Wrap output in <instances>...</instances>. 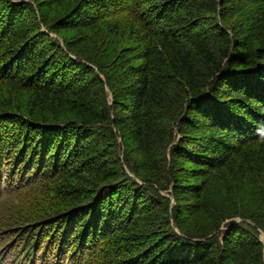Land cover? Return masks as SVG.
Wrapping results in <instances>:
<instances>
[{
  "label": "trees",
  "instance_id": "trees-1",
  "mask_svg": "<svg viewBox=\"0 0 264 264\" xmlns=\"http://www.w3.org/2000/svg\"><path fill=\"white\" fill-rule=\"evenodd\" d=\"M0 225L46 230L0 264H264V0H0Z\"/></svg>",
  "mask_w": 264,
  "mask_h": 264
},
{
  "label": "rangeland",
  "instance_id": "rangeland-1",
  "mask_svg": "<svg viewBox=\"0 0 264 264\" xmlns=\"http://www.w3.org/2000/svg\"><path fill=\"white\" fill-rule=\"evenodd\" d=\"M41 30L45 31V32L48 31L46 28H42ZM51 35L56 36V34H54L53 32L51 33ZM180 138H181V136L179 135L177 140H179ZM16 195H17V193L11 194L9 196V199H13L14 201H17V203H18L20 201V198L18 196L16 197ZM173 200H174V197H173ZM21 201H24V200L22 199ZM228 220H226V221H228ZM225 222L222 224V228L228 227V226H226L227 224ZM41 229L39 230L40 234H39V231L36 230V227L35 228L30 227V228H26V229H20V228L8 229L5 232H3L2 226L0 225V253L4 252L6 254H10L7 250H9L11 247H14V250L16 252H21V251L24 252L25 247L27 245L33 244L34 239L45 234L46 230L41 232ZM12 232H13V234H11ZM260 238L264 242V230H261ZM263 259H264V252H263Z\"/></svg>",
  "mask_w": 264,
  "mask_h": 264
},
{
  "label": "water",
  "instance_id": "water-1",
  "mask_svg": "<svg viewBox=\"0 0 264 264\" xmlns=\"http://www.w3.org/2000/svg\"><path fill=\"white\" fill-rule=\"evenodd\" d=\"M130 173H132V172H130ZM238 219H240V218H238Z\"/></svg>",
  "mask_w": 264,
  "mask_h": 264
}]
</instances>
